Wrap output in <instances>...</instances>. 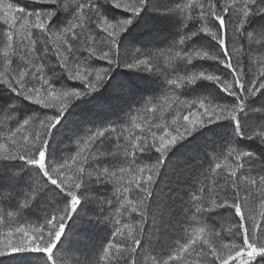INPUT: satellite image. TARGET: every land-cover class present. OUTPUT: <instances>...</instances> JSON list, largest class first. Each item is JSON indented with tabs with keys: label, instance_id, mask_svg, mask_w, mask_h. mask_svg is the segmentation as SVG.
<instances>
[{
	"label": "snow or ice",
	"instance_id": "6c2138e0",
	"mask_svg": "<svg viewBox=\"0 0 264 264\" xmlns=\"http://www.w3.org/2000/svg\"><path fill=\"white\" fill-rule=\"evenodd\" d=\"M145 7L175 22L162 46L122 39ZM258 17L264 0H0V264H66L62 238L87 249L78 264H264V151L240 143L264 149ZM118 68L159 90L121 85L116 119L63 124L77 101L110 110L97 94ZM202 82L217 95H185ZM12 199L40 222L6 225Z\"/></svg>",
	"mask_w": 264,
	"mask_h": 264
},
{
	"label": "trees",
	"instance_id": "16d2710c",
	"mask_svg": "<svg viewBox=\"0 0 264 264\" xmlns=\"http://www.w3.org/2000/svg\"><path fill=\"white\" fill-rule=\"evenodd\" d=\"M151 2V0H150ZM157 2L160 5H163L165 3V0H157ZM168 3H171V0H167ZM104 14L107 17H123L126 14L121 13L115 9H112L110 6H102ZM150 10V7H145L144 11L141 13L140 17L137 18L135 23L132 25V27L128 30L127 33L124 34L122 39L126 42H130L136 46H141L144 43L149 44H156L162 46L165 44L168 40L171 39V37L174 34L175 29V22L172 20V18L167 16H157L150 17L148 19L147 17L151 15H147V11ZM145 15V16H144ZM147 18L148 22L141 25V22H143V18ZM141 20V21H140ZM260 24H264V17H258L253 21V24L250 27H256ZM194 44H197L200 47H204L208 45L209 43L214 44V42L207 41L206 38H197L193 41ZM254 61V58L252 60V63ZM101 64V61L98 62ZM204 66L208 67L209 70H211L212 66L204 62ZM128 84H134L136 85V94L137 95H151L154 92H157L159 90V84L157 81L154 80L152 77L144 76L143 80L141 81L139 79V74L128 72L124 69H116V71L113 73V79L108 82V85L105 86L104 89H101L100 93L97 95L101 97L104 100H107L108 103L111 105L110 110H100L92 105H89L86 101H77L75 105L69 110V113L66 115L65 120L62 122L65 125H71L78 119H82L84 117H90L93 119H116L119 115L118 108H117V100L119 99V96L117 95L116 90L121 85H128ZM218 90L215 88L214 85L208 84L206 82H202L195 86L193 89H189L187 93H185L186 96L189 97H196L201 95H209V96H215L217 95ZM264 102V98L257 97L256 101L254 102L257 107L260 106V103ZM91 112V113H89ZM31 112H24L23 115H30ZM165 116L168 117L169 114L165 113ZM169 119V123H170ZM225 128H230L231 125L227 122L224 125ZM61 133H63V129L60 130ZM62 137L56 136L55 139L59 141ZM64 142L66 143L67 140L65 138ZM241 145L245 148H247L250 151L256 152L258 155L264 151V149L261 148L260 145H257L256 143L252 141H241ZM56 143H53L52 147L56 148ZM175 163V162H174ZM197 166L201 163L200 160L197 162ZM174 166V164L172 165ZM170 183V182H169ZM174 186V185H173ZM161 187H164V185H161ZM15 199L9 200L5 204V212L12 213L11 217L4 216V221H13L14 219H23L29 220L30 224H35L40 222L42 219L41 213L36 210L32 209H25L21 217L17 215L15 212ZM66 235L71 236V232L69 229H66ZM159 235V233H157ZM174 236H177V239L174 241L177 245L181 242L179 239V235L177 233H173ZM225 237L227 238V233L225 232ZM104 237H100L99 239H103ZM96 239V238H94ZM57 254L62 255L66 261V264H78V258L81 257L87 249L83 247V244L77 240H72L69 242L68 239L62 238L61 243L57 246ZM44 254L42 253V257ZM9 258V257H8ZM45 260L46 257L44 256ZM9 260V259H7ZM40 260V259H39ZM152 257L151 255H145L143 257V264H151ZM12 263L9 264H13ZM46 264V262H45Z\"/></svg>",
	"mask_w": 264,
	"mask_h": 264
},
{
	"label": "rangeland",
	"instance_id": "374dc122",
	"mask_svg": "<svg viewBox=\"0 0 264 264\" xmlns=\"http://www.w3.org/2000/svg\"><path fill=\"white\" fill-rule=\"evenodd\" d=\"M21 2L22 3H29V0H21ZM29 6H31V5H29ZM146 13H147L146 16L151 15V16L147 17L148 19H150V17L151 18L154 17V19H155V17L159 16V14H157V13L151 11V10L147 11ZM108 18L115 19L114 17H108ZM147 18L146 17L143 18V22H141V25L148 22V19ZM157 18H159V17H157ZM253 58H254L253 64H255L257 62V59H259V56L254 53L253 54V57H252V60H253ZM101 64H103L102 61H101ZM255 70L256 71H259L260 69L257 68ZM89 113H91V112H89ZM257 211H259L258 208H257ZM257 219H258V217H257ZM18 223L24 224V225L30 224L29 220H26L25 218H23V219H14L13 221H11V220L10 221H8V220L5 221V224L6 225L12 226V227H15L16 224H18ZM0 230L7 231V227H5L4 225H0ZM7 259H9L8 261H10V263H12L14 261L13 264H25L26 261H31L32 264H45V262H46L44 256L42 257V253H38V254H26V255L17 254L16 256L9 257Z\"/></svg>",
	"mask_w": 264,
	"mask_h": 264
}]
</instances>
